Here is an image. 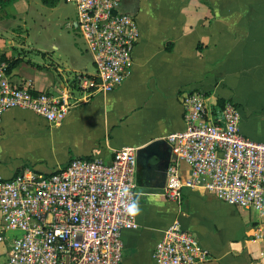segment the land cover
Masks as SVG:
<instances>
[{"label":"crops","instance_id":"1","mask_svg":"<svg viewBox=\"0 0 264 264\" xmlns=\"http://www.w3.org/2000/svg\"><path fill=\"white\" fill-rule=\"evenodd\" d=\"M120 11L135 18L141 35L132 73L112 93L88 94L76 85V72H96L89 53L73 50L64 62L61 54L48 56L33 78L12 71L16 86L31 80L36 91L69 97L73 107L58 125L18 108L5 113L0 149L15 135L24 149H54L62 156L52 171L27 164L7 177L25 168L48 174L75 158L110 163L122 147L141 149L183 131L182 97L194 91L204 94L210 108L235 103L242 134L264 140V0H121ZM137 162L141 214L138 229L123 234V264H155V246L176 220L209 251L203 264H264V243L254 238L258 213L201 187L183 189L179 206L162 195L166 173L159 160L149 167ZM189 172V166L180 167L182 178Z\"/></svg>","mask_w":264,"mask_h":264},{"label":"built area","instance_id":"2","mask_svg":"<svg viewBox=\"0 0 264 264\" xmlns=\"http://www.w3.org/2000/svg\"><path fill=\"white\" fill-rule=\"evenodd\" d=\"M14 0H0V9ZM77 9L76 29L96 72H76L85 93H112L131 75L141 32L135 18L120 11L121 0H66ZM0 60V128L11 109L31 111L61 124L73 104L69 97L36 91L33 82H12ZM185 129L165 138L173 159L163 197L179 206L183 189L204 188L233 207L256 212L254 238L264 243V142L241 132V109L232 101L210 108L201 92L182 97ZM137 148L122 147L110 163L75 158L44 174L25 168L0 176V257L4 264H123V234L138 229L124 212L121 190L137 192ZM189 166L187 178L180 167ZM155 264H203L210 253L174 221L156 244Z\"/></svg>","mask_w":264,"mask_h":264},{"label":"rangeland","instance_id":"3","mask_svg":"<svg viewBox=\"0 0 264 264\" xmlns=\"http://www.w3.org/2000/svg\"><path fill=\"white\" fill-rule=\"evenodd\" d=\"M76 22L77 9L72 2L60 0L57 7L50 8L40 0H14L0 9V55H5L9 62L21 61L17 73L33 78L38 65L49 61L48 56L61 54L64 62L73 50L88 53L75 27ZM87 55L90 57L91 54ZM51 72L59 77L55 70ZM32 119L35 118L32 116ZM6 139L0 149L2 177H7V172L16 166L20 168L27 164L37 165L42 171H52L62 159L54 149H24L17 143L15 135ZM259 141L264 142L263 139Z\"/></svg>","mask_w":264,"mask_h":264},{"label":"water","instance_id":"4","mask_svg":"<svg viewBox=\"0 0 264 264\" xmlns=\"http://www.w3.org/2000/svg\"><path fill=\"white\" fill-rule=\"evenodd\" d=\"M171 155L172 148L165 139L154 141L153 143L138 149L137 151V159L143 164V166L149 167L152 160H159L162 169L166 173V176L171 162Z\"/></svg>","mask_w":264,"mask_h":264},{"label":"clouds","instance_id":"5","mask_svg":"<svg viewBox=\"0 0 264 264\" xmlns=\"http://www.w3.org/2000/svg\"><path fill=\"white\" fill-rule=\"evenodd\" d=\"M121 199L124 205V212L130 217H137L141 214L140 200L143 192H133L131 188L125 186L120 192Z\"/></svg>","mask_w":264,"mask_h":264},{"label":"trees","instance_id":"6","mask_svg":"<svg viewBox=\"0 0 264 264\" xmlns=\"http://www.w3.org/2000/svg\"><path fill=\"white\" fill-rule=\"evenodd\" d=\"M43 5L50 8H55L59 5L60 0H40ZM0 60L7 61L10 64V70L13 71L15 68L18 67L21 61L16 60L14 62H9L5 55H0Z\"/></svg>","mask_w":264,"mask_h":264}]
</instances>
